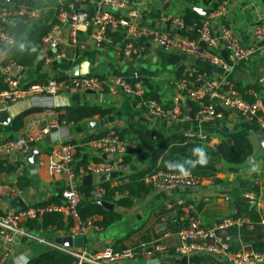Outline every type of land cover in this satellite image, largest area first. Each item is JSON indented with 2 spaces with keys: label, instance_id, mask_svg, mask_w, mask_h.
Instances as JSON below:
<instances>
[{
  "label": "crops",
  "instance_id": "1",
  "mask_svg": "<svg viewBox=\"0 0 264 264\" xmlns=\"http://www.w3.org/2000/svg\"><path fill=\"white\" fill-rule=\"evenodd\" d=\"M17 1L12 0L15 3H18ZM94 1L96 0H64L66 4H73L76 9L87 10L92 8ZM20 2L28 7L42 8L44 10L37 20L27 23L23 22L27 26V33L19 37V41L15 46L6 50L2 60L11 59L14 53L23 45L28 32L45 24H51L50 29H54L53 37L57 41L58 50L64 51L65 56L60 60L51 59L52 55L49 46L40 45L41 51L32 65H17L18 67L10 69V74L13 78L25 84L43 81L51 76L62 78L71 75L69 72L70 68L84 60L89 61V72L91 74L103 77L115 75L113 73L114 68L124 72L131 66L139 71L144 69L149 74L157 71L156 74L150 75L159 88L160 103L171 106L173 98L177 94L176 84L180 79H175L174 74L171 72V69H175V67L162 69L159 64V54H169V52L163 51L151 42L141 40L139 41L141 51L134 59H127L119 55L121 47L119 43H112L111 41L100 47H93L89 39V31L85 27L78 28V42L76 45H72L69 42L68 26L58 23V0H20ZM220 4H224L227 7V12L224 18L213 19L211 31L213 36L217 38V46H215L213 51L224 57L227 51L224 48L223 41H219L221 38L218 25L220 23L229 24L243 46L251 45L253 43L250 33L251 28L256 23L264 24V4L261 0H126V6L123 11L134 12V19L141 26L166 29L176 35L192 37L196 34L194 30L191 28L180 30L174 27L175 23L172 24V21L166 19L175 16L183 18V13L189 7L194 11H196V8L213 10ZM198 15L200 19L204 18L200 14ZM40 61H42L41 67L37 70V65ZM179 64H182L185 71H189L193 66L203 69L202 71L213 75L212 77L224 87L232 86L236 89L234 87L235 83H240L244 87V94L236 90L241 96L248 101L260 98L262 110L264 111V50L257 53L247 63L232 65L227 69L211 65L205 61L195 60L194 58L181 57V63ZM0 75L2 76L1 71ZM142 85L145 87L143 83ZM54 101V112L40 108L38 111L28 113L24 117L23 127L17 131L10 129L11 121L20 112L34 106L29 99H22L10 104L6 109L9 111L11 121L8 125H2L3 132L0 134V140H7L25 134L40 136V140L36 143L37 148L34 149L39 151V155L34 162L27 161L23 172L34 183L22 192L23 195L21 197L28 204L43 203L55 195H59L58 197L62 198V191L68 183V174L66 172H60L55 175L50 174L47 167L49 152L53 147L59 148L65 142H74L75 155L70 166H72L75 178L78 179L76 180L78 189L83 195L82 205L84 203H96L88 198V194L95 186L100 185L106 190V196L102 200L112 205L110 209L102 207L105 210L113 211L118 216L113 223L107 227H102L99 232L93 233L89 238H86V243L95 249L111 247L115 251H121L126 248L140 250L141 246L150 245L153 239L160 238L163 232L168 229L159 220V217L168 211L175 212L179 219V226H182L188 217L197 218L205 227H211L224 220H231L234 218V214L249 218L244 213L237 214V209L233 205L234 198L237 196L245 198L258 215L257 200L264 197V152L260 145L261 138L264 137V129L259 126L257 121L248 122L231 111H223V116L216 120L198 121L195 118V113L191 114L193 113L192 106L189 105L191 102L186 99H181L180 104L175 106V109L179 111L175 118H156L147 114L145 108L138 106L133 98L125 94L111 96L107 91L90 94L83 92L58 94ZM79 104L98 105L102 108L109 107L112 110L104 116L94 115L76 123L69 122L65 125H59L56 129L43 133L51 121H61L59 120V115L65 112L66 107ZM129 123L131 125L142 124L147 130L153 132L154 145L167 136H185L188 133H201L207 135L208 138L205 140L207 145L214 148L221 140L228 141L235 136L245 135L249 137L254 148L253 155L250 158V169L242 174L233 173L229 172L227 167L221 163L217 165L218 171L215 173V178L220 180L219 183L209 177L202 179L197 186L179 187L167 191L151 189L144 180V185L148 186L150 190L145 193L141 192L140 196L133 197L125 190L111 194L109 193L110 190L128 181L130 173L147 168L151 154L154 151L153 145L132 155L131 163L128 164L127 170L117 168L110 173H106L107 176L106 174L95 176L85 172L89 163L103 162L108 159L106 154L100 152L96 145V140L101 136H106L111 131L117 133L123 129H128ZM125 136L127 137L125 139L119 138L133 144L134 147L136 142L139 143V138L137 139V134L133 129ZM76 145L84 146V153L87 156L85 167L80 166L78 172H74L76 163L80 161L77 158ZM17 176L19 175L15 173H1L0 189L5 190L6 188L16 187L14 181ZM88 176H91V179L84 180ZM225 193L229 196V200L223 199L222 196ZM247 195L252 197V200ZM122 197H130L133 203L130 206H122L116 203ZM8 202L7 196L0 195L1 212L10 209ZM62 218L64 221L67 220L63 215ZM88 218L95 221L103 220V216L98 213L88 216ZM27 223L28 221L23 222L30 231L40 234L48 240H54L57 236L66 235L69 231L67 228L57 231L53 230L52 232L55 235L50 239L48 229H42L40 225L30 229ZM115 224H118L117 230L119 232L117 234L107 230ZM255 225L253 229H247L251 231L249 234L242 235L238 233L237 237H234L231 234L233 227H227L217 231V235L229 237L230 251H237L242 247L257 250L254 245H264V226H260L258 221ZM99 233L101 234L99 235ZM178 241V237L175 234H172L165 241L169 256L174 254V246ZM47 248V245L43 243L17 239L9 246V256L3 264H24L23 258H27L28 262L30 258L43 253ZM1 249L2 245L0 246V251ZM159 256L160 259L149 260L146 259L145 255L140 254L138 261H131L127 264H158L163 260L161 255ZM186 257L188 259L187 264H230L226 258H220L204 251L195 252Z\"/></svg>",
  "mask_w": 264,
  "mask_h": 264
},
{
  "label": "built area",
  "instance_id": "2",
  "mask_svg": "<svg viewBox=\"0 0 264 264\" xmlns=\"http://www.w3.org/2000/svg\"><path fill=\"white\" fill-rule=\"evenodd\" d=\"M126 0H96L92 8L76 9L74 5L66 4L64 0L57 2L58 23L68 26L69 42L76 45L78 42V28L85 27L89 31V39L95 42L96 47L111 42L109 32H118L122 40L120 41L119 55L127 59H134L141 51L139 41L146 40L158 46L165 52L176 54L183 58H194L208 62L214 66H221L223 69L236 64L247 63L254 56L264 50V24L256 23L250 30L253 43L243 46L235 31L229 24L220 23V38L227 51L225 56L216 54L213 50L217 46V38L212 34L213 19L225 17L227 7L220 4L212 10L210 15L192 23H186L182 17L175 16L164 18L172 21L174 27L184 30L191 28L195 31L192 37L176 35L170 30L155 29L139 25L134 19V12H124ZM44 9L28 7L23 3H15L12 0H0V71L7 87L0 90V110L6 109L22 99L31 100L34 107L44 108L47 111H55L54 98L58 94L83 92L87 90L96 92L107 91L111 96L125 94L134 100L138 106L145 108L146 113L163 119H173L179 114L175 106L180 104L181 99H186L196 106L195 118L198 121L216 120L223 116V111H231L248 122L257 121L264 129V111L262 110L261 99L254 101L244 99L241 94L232 86L219 84L206 71H201L197 67H192L177 82V94L173 98L169 108H165L161 103L153 99H144L145 89L141 81L131 83L126 78L119 75L110 77L87 75H68L62 78L54 76L43 81H34L27 84L19 82L10 74L12 67H18L11 59L2 60L7 49L15 46L19 38L10 32L9 27L17 22H31L37 20ZM264 10V9H263ZM53 30L42 38L41 45L49 46L51 59L60 60L65 56L64 51L58 50L57 41L53 37ZM50 60V59H49ZM90 94V93H89ZM66 121H51L43 133L56 129L59 125H65ZM188 137H197L207 140L206 134H185ZM40 140L38 135H19L7 140H0V159L6 163L16 165L15 174H23L27 161L36 143ZM96 145L101 153L106 154L108 159L103 162H91L87 165L85 172L95 176H102L110 173L114 169L121 168L127 170L128 164L124 162V156L128 148L134 145L121 140L114 131L106 136H101L96 140ZM75 145L72 142H65L59 148L53 147L49 152L48 170L51 175L60 172L68 174L67 186L62 191L63 202L57 203H25L24 207L10 208L0 211V241L2 249L0 251V264H3L9 256V246L15 240L22 239L28 242L34 241L55 248L72 257L71 264H127L138 261L140 254L146 259H160L169 256L168 247L165 241L175 234L178 243L174 246L175 258L189 256L192 253L204 251L220 258H226L230 264H264V250H253L242 247L237 251H230L229 237L218 236L217 231L227 227H242L253 229L256 225L246 216L234 214L231 220H224L211 227H205L194 217H188L186 222L172 232L169 227L179 223V219L174 211H168L159 217V220L168 229L163 232L160 238L153 239L150 245L141 246L140 250L126 248L115 251L111 247L95 249L86 243L84 249L63 247L56 244L54 240H48L40 234L30 231L23 222L28 220H40L44 213L61 212V214L71 223L68 226L66 235H83L86 238L93 233L99 232L102 227L95 220L87 218L82 220L78 209L82 202L83 195L78 189L71 163L74 160ZM145 183L151 189H163L167 191L179 187H192L201 183V178L189 171H165L158 169L148 174L144 178ZM80 181V180H79ZM23 190L18 187L0 189V195H5L8 200L20 195ZM106 190L97 185L88 194L92 202L104 199ZM224 200H229L225 193ZM252 200V197L247 195ZM258 224L264 226V197L257 200ZM0 245V246H1ZM158 255V256H157ZM158 264H178L159 262Z\"/></svg>",
  "mask_w": 264,
  "mask_h": 264
},
{
  "label": "trees",
  "instance_id": "3",
  "mask_svg": "<svg viewBox=\"0 0 264 264\" xmlns=\"http://www.w3.org/2000/svg\"><path fill=\"white\" fill-rule=\"evenodd\" d=\"M21 3L20 0L17 1ZM183 19L186 23H192L200 19V16L196 11L192 10L190 7L186 8L183 13ZM51 24L42 25L30 32H28L27 38L24 41L23 45L14 53L11 60L17 65L21 66H30L32 65L39 56L41 51L40 45L42 43V38L50 30ZM10 32L13 33L17 38L23 36L27 33V26L23 22H17L9 27ZM108 35L112 43H120L122 40L121 35L118 32H109ZM159 64L162 69L168 67H175L171 69V72L174 74L175 79H181L187 72L184 70V67L181 63V57L173 53H160ZM41 62L38 63L37 70L41 67ZM199 68V67H198ZM200 69V68H199ZM201 71L203 69H200ZM115 75L122 76L126 78L131 83L136 81H141L144 84L145 94L144 99H153L157 102L160 101L159 88L152 80L150 74H156L157 71L148 73L144 69L136 70L135 68L129 66L124 72L119 71L117 68L113 69ZM136 75L138 76L136 78ZM150 75V77H149ZM7 85L3 80V77L0 75V90L6 88ZM234 87L244 94V87L240 83H235ZM250 99V98H249ZM136 102V100H134ZM162 104V103H161ZM163 105V104H162ZM163 105L165 108H169L168 104ZM192 106L191 114H194L196 111V106L194 103H189ZM40 108L32 107L23 112H20L10 123V129L12 131H17L23 127L24 117L32 112L38 111ZM111 108H102L98 105H87L79 104L75 106H70L65 108V112L59 115V120H64L66 123L73 122L76 123L82 119L93 117L94 115L104 116L109 113ZM129 128L118 131L119 137L121 139L127 138L125 134L131 132V129L137 134V139L134 148H128L126 155L124 156V162L127 164L131 163L132 155L137 152L148 149L153 146L155 142L153 141V132L146 129L144 125H131L128 124ZM3 132V127L0 125V134ZM178 138V139H177ZM74 143V142H72ZM154 151L151 154L149 165L144 170H139L130 173L128 176V181L122 185L117 186L116 188L109 191V193L114 194L116 191H127L131 196H140L141 192L145 193L150 190L148 186L144 184V178L148 174L155 172L158 169L165 171H189L195 176L204 179L212 177L216 183H219L220 180L215 178V173L218 171V164H224L229 172L242 174L243 172L249 170L251 163L250 158L253 155L254 148L249 137L245 135H239L233 137L231 140H221L220 143L211 148L207 145V141L202 140L197 137H188V136H167L163 138L159 143L156 142V145L153 146ZM196 149H203L204 156L207 158V163L199 162L201 157L195 151ZM77 158L79 162L76 163L74 172H78L80 166L85 167L87 163V156L84 153V146L80 147L76 145ZM184 158V160H183ZM16 165L12 163H6L0 159V174H11L15 173ZM15 186L21 190H26L29 186L33 185V180L24 174H20L15 178ZM107 185V184H105ZM108 188V187H106ZM59 196V195H58ZM57 195L53 196L51 199L44 201L43 204L47 203H57L61 204L63 198L58 197ZM60 201H62L60 203ZM119 205L130 206L133 202L130 197H122L116 201ZM233 205L237 209V214L244 213L247 215L250 220L256 224L259 217L254 212V208L250 207L249 202L240 196L234 198ZM79 215L82 220H86L88 216L93 214H101L103 216L102 221H96L101 227H107L113 223L117 218V214L113 211L105 210L101 205L96 203H82L78 209ZM71 221H64L62 218L61 212H47L44 213L42 218L37 221L28 220V225L30 229L36 228L37 225H40L42 229L49 230V237L54 234L53 230L59 229H68ZM183 225V224H182ZM181 227L179 224H175L169 227L172 232H176L177 229ZM241 233L249 234L251 231H248L245 226L240 228L233 226L231 234L237 237V234ZM254 248L257 250H263L264 245L259 244L258 246L254 245ZM72 257L64 254L63 252L56 250L55 248H47L43 253L33 256L27 262V264H71Z\"/></svg>",
  "mask_w": 264,
  "mask_h": 264
},
{
  "label": "water",
  "instance_id": "4",
  "mask_svg": "<svg viewBox=\"0 0 264 264\" xmlns=\"http://www.w3.org/2000/svg\"><path fill=\"white\" fill-rule=\"evenodd\" d=\"M264 4V0H261ZM77 6V4H76ZM198 14H200L202 17H207L212 10H203L201 8H196L195 9ZM219 41H222L219 39ZM93 47H96L95 42H92L91 44ZM89 61L84 60L80 64H76L72 66L69 70L70 74L73 76H78V75H87L89 74ZM87 93H93L94 91L87 90ZM11 121V117L9 115V111L7 109L0 110V125H8ZM261 148L264 152V137L261 138L260 142ZM39 155V151L33 150L31 155H30V162H34L35 158ZM107 176V174H106ZM15 177V176H14ZM91 179V176L85 177L84 180H89ZM9 207L16 209L20 207L25 206V202L22 199L20 195H17L9 200ZM97 204L104 206L106 208H112V205L104 200H98L96 201ZM54 242L56 244H59L63 247H72V248H79V249H84L86 247V239L83 235H62V236H57L54 238ZM0 241V245H1ZM163 262L167 263H178V264H187L188 259L186 256H183L181 258H175L173 255L166 256L162 260Z\"/></svg>",
  "mask_w": 264,
  "mask_h": 264
},
{
  "label": "clouds",
  "instance_id": "5",
  "mask_svg": "<svg viewBox=\"0 0 264 264\" xmlns=\"http://www.w3.org/2000/svg\"><path fill=\"white\" fill-rule=\"evenodd\" d=\"M201 157L200 161L201 163H207V158L204 156L203 149H196L195 150ZM24 264H27V258H23Z\"/></svg>",
  "mask_w": 264,
  "mask_h": 264
},
{
  "label": "rangeland",
  "instance_id": "6",
  "mask_svg": "<svg viewBox=\"0 0 264 264\" xmlns=\"http://www.w3.org/2000/svg\"><path fill=\"white\" fill-rule=\"evenodd\" d=\"M117 229H118V224H115V225L111 226L110 228H108L107 230H108L109 232L113 233V234H117V233L119 232V230H117ZM101 233H102V232H101ZM101 233H99V235H100Z\"/></svg>",
  "mask_w": 264,
  "mask_h": 264
}]
</instances>
